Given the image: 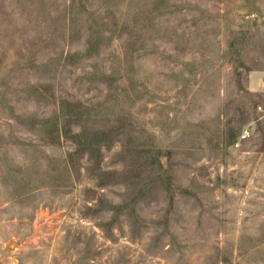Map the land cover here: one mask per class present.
Segmentation results:
<instances>
[{"label": "rangeland", "instance_id": "rangeland-1", "mask_svg": "<svg viewBox=\"0 0 264 264\" xmlns=\"http://www.w3.org/2000/svg\"><path fill=\"white\" fill-rule=\"evenodd\" d=\"M263 76L264 0H0V264H264Z\"/></svg>", "mask_w": 264, "mask_h": 264}, {"label": "built area", "instance_id": "built-area-1", "mask_svg": "<svg viewBox=\"0 0 264 264\" xmlns=\"http://www.w3.org/2000/svg\"><path fill=\"white\" fill-rule=\"evenodd\" d=\"M260 91L264 92V76L260 80ZM249 135L248 131L243 133V138H246Z\"/></svg>", "mask_w": 264, "mask_h": 264}]
</instances>
